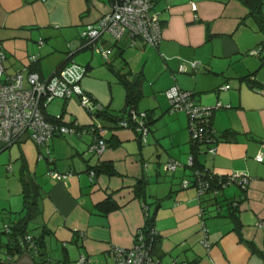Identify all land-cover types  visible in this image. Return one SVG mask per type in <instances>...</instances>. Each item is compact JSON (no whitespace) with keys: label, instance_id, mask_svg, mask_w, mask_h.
<instances>
[{"label":"crops","instance_id":"obj_1","mask_svg":"<svg viewBox=\"0 0 264 264\" xmlns=\"http://www.w3.org/2000/svg\"><path fill=\"white\" fill-rule=\"evenodd\" d=\"M112 3L0 0V41L7 70L25 65L41 79L50 77L67 60L68 44H76L81 32L97 24ZM154 11L163 23L159 46H149L141 38L131 46L126 36L115 46L105 34L100 43L112 47L108 61L102 57L104 62L99 61L91 49V53L89 49L78 52L93 75L83 78L82 88L113 117L125 107L126 92L119 75L142 76L143 94L137 110H152L154 115L147 142L142 144L134 129L118 128L115 120L98 117L92 122L110 128L102 155L87 153L91 135H56L47 146H39L25 135L0 150V221L4 225L22 215L21 177L30 175L40 185V211L29 229L36 237L43 235L44 228L51 230L44 238L50 264H78L81 255L94 264H112L111 249L128 248L136 242L146 223L145 211L154 216L159 239L153 254L162 264H264V229L259 225L264 220V161L256 160L264 153V31L244 0H157ZM259 48L258 55L251 53ZM32 56L36 61L32 62ZM188 61H199L202 66L197 72H180L179 66ZM97 83L109 90L102 92ZM225 85L230 87L221 89ZM173 86L192 91L201 105H230L212 115L219 140L209 146H216V153L202 146L197 160L219 176L232 172L248 175L245 191L235 182L217 194L204 195L193 186H182L184 179H192L187 164L191 133L186 112L170 109L166 90ZM147 92L151 97L141 107ZM71 100L63 101V120L91 125L79 113L71 112L66 118ZM172 159L180 163L175 171L167 169ZM104 162L113 165L115 174L100 173L91 180L90 170ZM50 170L71 174L56 179L47 174ZM141 178L149 182L144 198L135 192ZM108 197L118 207L104 213L98 205ZM241 198L237 229L228 217L227 203ZM203 226L208 229L209 248L201 242ZM2 241L5 237L0 234ZM21 262L36 264L28 251L16 253L7 264Z\"/></svg>","mask_w":264,"mask_h":264},{"label":"built area","instance_id":"obj_2","mask_svg":"<svg viewBox=\"0 0 264 264\" xmlns=\"http://www.w3.org/2000/svg\"><path fill=\"white\" fill-rule=\"evenodd\" d=\"M157 0H115L111 5V10L102 15L97 24L88 25L80 34L79 41L68 44L71 57L80 48L89 47L93 52L102 56L104 60H109L112 49L100 43V38L107 34L114 41H120L123 37H128L129 45L134 46L137 38H141L147 45L157 47L163 38V23L159 12L154 11ZM43 44V40L40 41ZM259 49L251 53L258 55ZM6 52L0 41V150L12 145L26 134L39 145H45L56 135L77 134L86 132H97L101 136L107 134L108 129L101 122L94 121L87 127H80L77 121L72 124H63L47 120L45 108L55 99H70L77 96L81 105L89 112L95 120V108L99 111L103 107L96 102L95 98L87 93L81 86V81L88 74V69L74 61L59 67L54 73L45 79H41L39 74L28 70V66L9 72L5 65ZM31 60L36 61V56ZM202 63L199 61L183 62L178 70L182 73L189 71L197 72ZM229 85L222 86L221 89L229 88ZM167 98L172 111L186 112L189 120V130L193 141L214 144L215 130L211 129V118L213 112L222 107H230L229 104L223 106L218 102L215 106H204L196 102L194 93L190 90L173 86L166 91ZM133 119H137L135 112H132ZM56 120L61 119V115L54 116ZM138 122V121H137ZM120 126L132 128L128 120H122ZM137 131L144 136L148 127L140 121ZM107 148L106 142L100 138L90 146L89 151L102 154ZM211 153L216 152V147L210 148ZM259 162L264 161V153L260 152L256 156ZM189 165L193 164V157L190 156ZM180 165L176 160L167 163L168 170H176ZM56 179H62L66 175L50 171ZM198 184L195 186L199 195H203L210 188V180L203 179V173L199 170L194 172ZM94 176V172H91ZM217 176L213 172L210 178ZM219 176V175H218ZM221 177V176H219ZM226 177V178H225ZM222 179L219 178V185L227 186L237 182L243 187H247L250 181L248 175H241L237 172L227 174ZM225 178V179H224ZM192 185L188 179L182 181V186L187 188ZM217 192V191H216ZM264 229V220L259 222ZM208 229L203 226L202 244L210 247ZM158 232L152 228L150 235ZM151 238V236H150ZM153 237L148 241L143 231L138 232L137 240L131 247L115 246L111 249L113 255L112 264H139L143 257V264H162L160 259L153 254ZM10 260V258H9ZM0 264H7V261H0ZM78 264H94L87 255H81Z\"/></svg>","mask_w":264,"mask_h":264},{"label":"trees","instance_id":"obj_3","mask_svg":"<svg viewBox=\"0 0 264 264\" xmlns=\"http://www.w3.org/2000/svg\"><path fill=\"white\" fill-rule=\"evenodd\" d=\"M114 1L115 0H113V2ZM244 3L250 8V12L254 16V18L256 19L257 24L264 31L263 1L262 0H244ZM114 42H116L115 46H117L119 41H114ZM263 45H264V41H263ZM110 48L112 49V47H110ZM84 49H89V47L80 48V49L76 50L71 57L68 56V54H69V49H68L67 57H66L67 60L65 61L64 65L73 61L72 57L76 53H78L79 51H82ZM111 55H112V53H111ZM105 61H108V60H105ZM64 65H62V66H64ZM247 78L249 79V81H251L252 85L254 87H256L255 86L256 83L253 82L252 79L250 80L249 76ZM119 82L122 83V85L125 88V92H126L125 107H124V112H123L125 115L113 117L112 115H108L106 113V107L102 106L103 110L100 109L99 111L98 110L95 111L96 117L101 118V119H107L108 118L111 120H115L116 126L118 128H123L120 126V122L122 120H128L130 122L131 126H133L132 129H134L137 132L139 140L141 141V143L142 144L146 143L147 139H148L149 132H150V125L153 124V121H154V118H153L154 115L152 114V110H145V111L137 110L140 99L142 98V94H143V91H142L143 78L141 75H138V76L136 75V76H134V78H129L128 74H124V75L122 74V75H119ZM66 100H68V99H66ZM133 111L137 115L136 120L133 119V115H132ZM45 115H46L47 120L59 122V123H63V124H72L73 121L78 122V120H76V119L72 120L69 123L65 122L62 118L63 113L60 114L61 119L59 121L54 119L55 118L54 116H57V115H50L47 111H45ZM140 121L143 123L144 126L148 127V131H147L146 135H144V136L141 134V132L136 130L138 128L137 126L140 124ZM210 123H211V126H210L211 129L214 130L213 125H212V118H211ZM80 127H87V126L80 125ZM188 127H189V125H188ZM106 128L108 129V132H107V134H108L110 128L108 126H106ZM107 134L104 136H101L100 133H97L94 131V132H86L84 134H81L80 136L77 134H74V135H76L78 137H83L85 135L93 136V141L89 145L87 153L88 154H95V155H102V154L96 153L95 151L91 152V151H89V149H90V146L93 143L97 142V139H100V138H102L106 142L107 147H108ZM26 135H29V134H26ZM63 135H68V134H63ZM63 135H60V136H63ZM69 135H73V134H69ZM211 136L215 138V143L218 142L219 137L217 136L216 133L211 135ZM222 137H225V136H222ZM21 139L17 140L13 144L19 142ZM50 140H49V142H50ZM49 142L47 144H49ZM47 144H45V145L47 146ZM209 145H211V144H208L205 142L193 141L191 139L192 152H191L190 156L193 157V164L192 165L188 164V165L192 169V179L191 180L188 179V180L192 182L191 186L195 187L198 184V180H196V176H195L194 172L196 170H199L203 173V175H202L203 179L207 180V178H208L210 180V188H208V190H206V192L204 194H209V193L217 194L219 192L220 188L226 187V186L219 185L220 184L219 178L222 179L226 175L221 176V177H219L217 175V176H214L213 179H211L209 177L211 172H212L211 169H207L205 167H202L203 165L201 166L197 160V156H198L200 147H202V146L207 147ZM39 146H44V145H39ZM209 147H208L207 152L211 153L210 152L211 147L210 148ZM214 147H216V146H214ZM216 151H217V149H216ZM215 153H211V154H215ZM47 154L49 156V154H50L49 149H47ZM50 171L57 172L54 170H50ZM50 171H48L47 174L52 176L51 174H49ZM92 171L94 172V176L91 175ZM172 171H175V170H172ZM115 172H116L115 168L113 167L112 164L104 162V163H101L100 165H98L96 167H93V169L90 170L89 173H90V178L92 180L96 174L105 173V174L113 175V174H115ZM57 173H59V172H57ZM67 173L71 174V172H67ZM59 174L66 175L63 173H59ZM21 179H22V183H23L24 210H23V213L18 220H15V221H12L10 223H6L3 225L1 233L3 236H5V241L0 242V244L6 250L5 254H4L6 256H1L2 252H0V261H8L9 258L11 259L16 253H18V252L22 253V252L28 251L32 254L36 264H50L51 260H50L48 254L46 253L45 248H44L45 247L44 246V238H45L46 234L51 233V230L44 228L43 235L36 237L32 233V231L29 229L30 223H32V221L34 220V218L36 217V215H38V212L40 211L39 202H38L39 197H40V185L36 181L35 177H32L30 175L29 176L23 175L21 177ZM148 183H149L148 179L141 178L138 180V182L135 184V192H136L137 196L143 197V198L145 197L146 188H147ZM235 183H237V182H235ZM191 186H189V187H191ZM240 186L245 191V187H243L242 185H240ZM243 198H241L239 200L232 199V200H229L227 203V208L229 210L228 211L229 212L228 217L231 220L233 219L232 221H234V224L236 225L237 229L240 226V220L238 217V215H239V204L243 200ZM214 200L217 201V197H215ZM157 205L159 206V205H161V203H158ZM98 207L100 210H102V212L108 213L109 211L116 209L118 207V204L114 200H112L111 197H108L106 200L101 202L98 205ZM145 213H146V223H145V226L142 228L141 231L144 232L146 239L148 241L152 240V237L154 238L153 239V249H154V246H155L157 240L159 239V235L158 234L150 235V231L152 230V228H154V216H151V214L147 213V211H145ZM150 236H151V238H150ZM253 248H254V246H253ZM262 255L264 257V253Z\"/></svg>","mask_w":264,"mask_h":264},{"label":"rangeland","instance_id":"obj_4","mask_svg":"<svg viewBox=\"0 0 264 264\" xmlns=\"http://www.w3.org/2000/svg\"><path fill=\"white\" fill-rule=\"evenodd\" d=\"M39 45H41V43H40V41H39ZM68 49H69V47H68ZM18 52H20L21 53V51H18ZM25 52V51H24ZM92 51L89 49L88 50V53H91ZM81 53H82V51H81ZM81 53H78L77 55H75L74 56V59H73V57H72V59H73V61L74 62H76V63H78V64H81V65H83V66H85V64H84V62L85 61H83L82 60V57H79L80 55H81ZM96 57L98 58V60L99 61H101V62H104L103 61V59L101 58V56H99V54L98 55H96ZM120 60L118 59V61L117 62H119ZM25 66V65H24ZM23 66V67H24ZM22 67V68H23ZM20 69V68H19ZM92 72H89V70H88V74L87 75H90V76H86V77H84V79H88V78H90L91 77V79H92V74H91ZM97 85H98V88L99 89H101L102 90V92H104V91H108L109 90V88L107 87L106 88V86H102L101 84H98L97 83ZM146 90H148V89H146ZM151 96L149 95V93L147 92V93H144V97H143V99H142V103H141V107L143 106V103H144V100L145 99H149ZM141 100V99H140ZM63 101L64 100H62V99H55V100H53L52 102H50L49 104H48V106L45 108V110H47L48 111V113H50V114H54V115H59V114H61L62 113V107H63ZM140 103V102H139ZM97 110V108H95V111ZM74 113V114H77V113H79V114H82V116L80 117L82 120H88V121H91V123H93L92 122V117H91V115L89 114V112L81 105V103L79 102V99H78V97H76V96H74V98H72V100H71V102H70V104L68 105V108H67V114H66V118H68L71 114L70 113ZM123 115V113L122 114H119L118 116H122ZM156 156H158V155H156ZM187 157V156H186ZM187 164H189V161L187 160ZM12 171H9V173H11ZM166 175H170V173L169 174H166ZM168 177V176H167ZM233 184H235V183H233ZM0 190H1V185H0ZM1 193H3V192H0V194ZM33 224H34V222L31 224L32 226H33ZM2 228H3V222H1L0 221V234L2 235ZM5 237V236H4ZM5 249L3 248V247H1L0 248V252H2V255L1 256H6V255H4L5 254Z\"/></svg>","mask_w":264,"mask_h":264},{"label":"water","instance_id":"obj_5","mask_svg":"<svg viewBox=\"0 0 264 264\" xmlns=\"http://www.w3.org/2000/svg\"><path fill=\"white\" fill-rule=\"evenodd\" d=\"M12 264H17V263H12ZM19 264H31V263L21 262V263H19ZM139 264H143V257H142V259H141V261H140Z\"/></svg>","mask_w":264,"mask_h":264}]
</instances>
